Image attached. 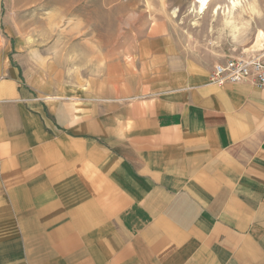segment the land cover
Wrapping results in <instances>:
<instances>
[{"label":"crops","instance_id":"obj_1","mask_svg":"<svg viewBox=\"0 0 264 264\" xmlns=\"http://www.w3.org/2000/svg\"><path fill=\"white\" fill-rule=\"evenodd\" d=\"M155 42L94 96L0 61V264H264V89Z\"/></svg>","mask_w":264,"mask_h":264},{"label":"rangeland","instance_id":"obj_2","mask_svg":"<svg viewBox=\"0 0 264 264\" xmlns=\"http://www.w3.org/2000/svg\"><path fill=\"white\" fill-rule=\"evenodd\" d=\"M161 39L204 65L261 53L264 0H207L203 10L199 0H0V61L13 62L43 99L131 82Z\"/></svg>","mask_w":264,"mask_h":264},{"label":"built area","instance_id":"obj_3","mask_svg":"<svg viewBox=\"0 0 264 264\" xmlns=\"http://www.w3.org/2000/svg\"><path fill=\"white\" fill-rule=\"evenodd\" d=\"M218 84L225 82H250L264 89V51L258 54L241 51L215 63L209 76Z\"/></svg>","mask_w":264,"mask_h":264},{"label":"bare ground","instance_id":"obj_4","mask_svg":"<svg viewBox=\"0 0 264 264\" xmlns=\"http://www.w3.org/2000/svg\"><path fill=\"white\" fill-rule=\"evenodd\" d=\"M237 3L238 2H236V1L232 2V4H231V10L230 11L233 10V8L237 5ZM206 5H207V0H199V9L200 10L205 9L206 8ZM248 10H249L250 13L256 11V3L254 1L248 5ZM230 11H229V13H230ZM229 23H230V21H229Z\"/></svg>","mask_w":264,"mask_h":264}]
</instances>
